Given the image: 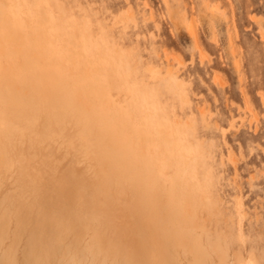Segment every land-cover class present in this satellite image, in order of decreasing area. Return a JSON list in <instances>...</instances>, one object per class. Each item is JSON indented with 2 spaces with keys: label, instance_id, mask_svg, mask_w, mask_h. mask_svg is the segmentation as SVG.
<instances>
[{
  "label": "rangeland",
  "instance_id": "1",
  "mask_svg": "<svg viewBox=\"0 0 264 264\" xmlns=\"http://www.w3.org/2000/svg\"><path fill=\"white\" fill-rule=\"evenodd\" d=\"M5 1V11L12 19L7 26L8 19L3 20L9 34L18 31L27 39L45 30L56 33L59 29L56 25L45 28L46 18L54 24L61 23L60 30L65 27L74 34L76 43H81L83 62L86 65L94 62L97 69L100 68L97 70L100 77L96 82L92 75L86 78L89 86L94 83L99 85V93L95 97L87 91L85 94L100 103L106 112L102 115L93 111L97 119L107 118L112 113L126 116L129 109L137 111L139 105L132 100L136 97L148 106L153 118L163 123L171 134L182 136L190 144L189 150L193 149L195 153L193 162L202 166L201 171L198 169L199 176L205 179L212 197L218 200V223L229 226L232 239H240L243 249H247L250 242H256L264 250V175H261L264 173V103L258 95L264 92V44L256 35V26L248 20L247 0H231V4L229 0H218L219 7L227 10V19L204 12L199 16L198 27L193 25L194 34L190 32L191 35L179 24L173 34L171 22L160 19L166 11L163 0ZM55 1H58L64 14L58 13ZM210 3H217V0H210ZM169 4L174 17L183 12L191 20L203 11L199 0H169ZM253 13L264 15V6L257 5ZM84 21L89 25V33L82 31ZM68 23H72V27L66 26ZM156 24H159V30ZM249 26L251 31H246ZM17 44L24 53L25 48ZM134 46L138 50L135 53ZM46 47L51 56H61L50 43ZM64 47V51L68 52L69 45L65 43ZM197 47L199 52L193 50ZM0 49V83L3 85L0 90L6 89L10 80L32 77L27 66L22 65L23 61L11 54L9 45L0 42ZM153 49L159 55L158 59L150 55ZM113 50L118 54H113ZM164 52L179 57L180 64L172 63L171 67L176 69L177 81L190 85L185 89L186 98L177 96L179 85L159 79L164 75L161 68ZM200 52L206 57L203 61ZM236 59L240 60L239 71ZM50 60L36 54L30 56L31 69L38 72L44 92L51 94L43 100L47 103L52 98L61 100L69 92L82 97V82L66 81L60 65ZM109 60H115V67H109ZM168 64L164 61L165 68ZM157 69H160L159 76L155 75ZM241 76L244 77L243 83ZM245 96L251 112L244 110ZM202 111L208 115L202 116ZM253 113L255 121L249 123ZM189 117H193L194 125L189 122ZM230 125L232 130H229ZM219 129L225 130L223 137ZM71 132L69 126L65 134H58L57 143L61 147L58 144L49 151L36 147V152L46 164H40L36 172L31 171V178L42 184L50 183L49 169L53 165L45 158L59 159V155L68 150L66 136ZM85 138L88 142L96 140L94 135ZM108 142L104 140V143ZM77 146L82 152L81 141ZM229 151L237 157L242 155L243 161L235 165L229 163ZM42 159L38 158L36 162ZM116 168L118 175L119 168ZM207 169H210L209 174L205 172ZM13 171L17 173L15 168ZM172 173L169 169L165 177ZM16 178L17 174L12 177V184ZM115 190L119 196L113 204L114 226L128 234L135 227L143 191L133 198L126 185ZM51 199L56 200V197Z\"/></svg>",
  "mask_w": 264,
  "mask_h": 264
},
{
  "label": "bare ground",
  "instance_id": "2",
  "mask_svg": "<svg viewBox=\"0 0 264 264\" xmlns=\"http://www.w3.org/2000/svg\"><path fill=\"white\" fill-rule=\"evenodd\" d=\"M55 4L58 13L64 14L58 1ZM5 7L6 1L0 0V42L10 46L11 54L21 59L22 65L27 66L34 77L28 79L22 76L18 81L10 80L8 88L0 90L9 129L5 162L17 171L14 182L17 187L32 180L40 183L29 175L31 168L26 173L21 172L19 162L22 154L28 158L42 159L36 147L40 146L47 151L56 148L58 144L61 147L57 143L58 134H65L69 126L81 125L86 128V137L94 135L97 142L107 139L108 144L112 140L109 146L116 167L119 168L114 181L116 187L126 185L132 191L133 198L139 191H143L135 227L128 233L137 244L150 247L159 245L160 254L178 264H264V253L261 252L264 250L259 247V243L250 242L248 248L243 249L240 239H232L229 226L218 223V200L212 197L205 179L199 176L198 169L201 171L202 166L193 162L195 153L193 149L189 150L190 144L182 136L171 134L163 123L153 118L148 106L136 97L132 100L139 105L137 111L129 109L126 116L112 113L107 118L104 116L97 119L93 111L102 115L106 112L100 103L87 98L85 94L87 91L95 97L99 93V85L94 83L89 86L86 78L92 75L96 82L100 77L97 71L100 68L97 69L94 62L90 61L87 65L83 62L81 43H76L74 34L65 27L60 30L61 23L54 24L48 18L44 20L47 23L45 28L56 25L59 28L56 33L45 30L27 39L18 31L9 34L3 20L8 19L7 26L12 19ZM66 26L72 27V23ZM81 27L83 32L89 33L88 23L82 22ZM17 43L25 48L24 53ZM49 43L61 56L50 55L46 47ZM65 43L69 45L68 52L64 51ZM34 54L59 64L66 81L82 82V97L69 92L61 100L52 98L50 103L45 102L43 99L51 94L44 92L38 80V72L31 69L30 56ZM113 54L118 52L113 50ZM114 64L115 60H109L110 68L115 67ZM117 72L119 75V69ZM37 96H41L42 101ZM81 142L82 154L87 155L91 144L86 138ZM173 166L174 169H171ZM169 169L173 173L165 177ZM209 170L205 171L206 174L210 173ZM47 199L40 202L29 200L23 204L20 215L12 217L13 224L19 221L35 225L50 221L51 217L47 213L51 205L46 204ZM87 223L81 222L74 215H65L61 232L70 242L86 238L90 235L83 230Z\"/></svg>",
  "mask_w": 264,
  "mask_h": 264
},
{
  "label": "clouds",
  "instance_id": "3",
  "mask_svg": "<svg viewBox=\"0 0 264 264\" xmlns=\"http://www.w3.org/2000/svg\"><path fill=\"white\" fill-rule=\"evenodd\" d=\"M163 2L166 11L161 14L160 19L171 22L173 34L177 24L194 33L193 25L198 27L199 16L204 12L227 19V10L219 7L218 0L217 3L199 0L203 11L198 12L191 20L187 19L183 12L174 17L169 0ZM247 2L248 20L251 25L256 26V35L264 44V15L258 16L253 13L257 5L264 6V0H256L255 4L253 0ZM229 3L231 4V0ZM156 28L159 30V24H156ZM246 31H251V26ZM193 50L200 51L198 47ZM136 51L138 50L134 46L133 52ZM150 55L159 58L155 49ZM163 55L164 61H168L169 64L165 68L164 61H161L164 75L159 76L160 69L156 70L155 75L159 76L161 81H170L174 85H179L180 87L176 89L177 96L186 98L185 89L190 85L177 81L176 69L171 67L172 63L180 64L179 57L168 52H164ZM200 57L202 61L206 59L202 52ZM235 64L239 71L240 60L236 59ZM243 80L244 77L241 76L242 83ZM2 87L0 83V89ZM258 95L264 103V92H259ZM245 103L244 110L251 112L246 96ZM205 115L208 114L202 111V116ZM254 121L253 113L249 123ZM189 122L194 125L193 117H189ZM71 129V134L66 136L68 150L61 153L59 159L45 158L51 160L53 165L49 169L50 183L42 184L32 180L17 187L16 184H12V177L17 173L5 162L9 129L6 123L5 105L0 96V264H178L177 261L164 258L160 254L161 246L137 244L132 235L125 234L114 226L113 204L119 193L115 190L117 168L112 149L102 141H90V150L84 155L77 144L85 139L86 128L72 125ZM81 129L84 131H80ZM229 130H232V125L229 126ZM219 132L223 137L225 130L219 129ZM21 139L23 140V131H21ZM227 159L229 163L235 165L243 161V156L237 157L229 151ZM19 163L22 173H26L28 168L36 172L44 160L37 163L35 158H28L22 154ZM34 164L36 167H32ZM53 196L56 200L51 199ZM46 197L48 198L46 204L51 205L47 213L51 217L50 221L35 225L23 224L19 221L13 224L12 217L20 215L23 204L29 200L45 201ZM65 215H74L81 222H88L83 226V230L90 235L76 241H67L61 232Z\"/></svg>",
  "mask_w": 264,
  "mask_h": 264
}]
</instances>
